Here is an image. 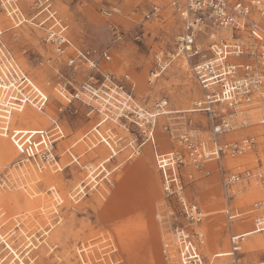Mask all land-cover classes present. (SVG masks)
Listing matches in <instances>:
<instances>
[{
    "label": "rangeland",
    "instance_id": "obj_1",
    "mask_svg": "<svg viewBox=\"0 0 264 264\" xmlns=\"http://www.w3.org/2000/svg\"><path fill=\"white\" fill-rule=\"evenodd\" d=\"M171 1L53 0L52 5L57 16L67 24L68 37L74 45L96 53L106 50L110 59L100 61L101 67L126 88L131 90L133 85V94L142 105L152 107L159 99L167 98L168 108L189 110L202 91L186 65L187 70H184L182 62L173 61L154 82L147 81L155 53L172 52L181 30V16L171 6ZM29 3L30 0L18 1L25 19L18 27L8 29L0 22L2 38L21 67L49 94L46 113H50L63 101L58 99L53 88L66 79L76 85L84 74L66 65L64 59L56 56L53 48L45 43L44 30L30 21L34 12ZM155 5L159 10L147 17ZM4 12L0 10V15ZM10 23L14 24L12 20ZM202 43L206 47L208 41L202 40ZM85 111L86 108L80 106L78 112L64 116L62 125L66 138L61 145H70L94 123L96 117H85ZM35 112L42 117L37 123H26L21 119L15 123L10 121L8 128L34 129L46 125L45 114ZM250 114L251 121L256 120V112ZM185 115L203 130L207 128L203 113L187 111ZM165 122L164 115L157 118L160 152L179 147L175 143L160 145L167 144L166 132L160 128ZM114 129L118 134L126 135L117 127ZM249 131L256 135L260 133L257 124L249 126ZM239 135L234 132L228 138L237 139ZM74 149L82 153L80 159L84 163L92 164L101 161L98 156L105 152L100 145L87 150L82 142ZM148 154L147 158L142 155L127 158L125 152H120L105 164L111 170L110 182L102 180L94 187L91 184L92 187L84 188L86 172L79 166L71 164L52 174L49 168L39 173L31 166L19 168L18 152L10 140L0 134V183H5L0 187L1 235L25 264H171L163 258L161 245L174 227L187 226L193 232L202 233L200 250L206 257H211L215 252L229 250L232 232L251 229L255 212L250 210L254 201L260 200L263 203L261 211H264V186L251 184L229 202L239 210L247 211L244 219H236L234 221L238 223L232 225L224 211L226 200L217 162L210 160L205 162L202 171L196 172L195 179L186 177L193 171L190 165L181 168L184 194L196 202L204 214L201 221L190 224L177 211L175 200L172 202L175 212L169 213L153 155ZM260 157V167L264 169V153H260ZM232 158L222 159L224 166L232 171L258 164L252 152ZM62 161L65 165L67 158L63 157ZM104 161L108 160L105 158ZM77 187L82 192L73 197ZM55 194L59 203L54 200ZM253 234L249 233L241 245L243 264L264 261V231ZM30 242L32 244L27 248ZM5 247L0 238V264H20L18 259L8 261L13 254ZM226 259L224 256L219 261Z\"/></svg>",
    "mask_w": 264,
    "mask_h": 264
},
{
    "label": "built area",
    "instance_id": "obj_2",
    "mask_svg": "<svg viewBox=\"0 0 264 264\" xmlns=\"http://www.w3.org/2000/svg\"><path fill=\"white\" fill-rule=\"evenodd\" d=\"M3 1L12 13L17 11L18 0H0V10L5 11ZM52 4L53 0H31L34 12L31 17L44 30L43 40L53 48L56 56L63 58L74 70L83 72L84 77L76 85L67 79L57 84V93L63 101L50 113H46L48 94L16 64L2 38L3 29H0V120L5 124L0 127V133L13 144L20 162H30L38 168L47 164L53 170L61 171V159L65 157L67 163L85 170L84 188L92 187L91 184L96 186L102 180L109 183L111 170L105 166L107 162L104 166L100 161L84 163L74 149V143L61 145L66 138L62 119L84 106L85 117L95 116L96 119L78 138L83 146L89 150L94 144L101 143L107 147L111 160L120 152H125L127 158L138 156L148 146L169 213L175 212L172 205L175 200L182 218L190 224L201 221L204 214L200 206L184 194L181 168L190 165L193 171L186 177L195 179L196 172L202 171L205 162L215 160L226 200V218L229 222L244 219L247 211H241L229 202L252 183L264 186V169L260 167V153H264V0L171 1V6L181 16V30L172 52L155 53L147 81L154 82L175 60L187 63L202 91L190 110L205 115V130L188 120L186 112L172 114L167 98L159 99L152 107L142 105L133 94V85L131 90L126 88L101 67L100 61L110 59L106 50L96 53L74 45L68 37L67 24L57 16ZM152 8L147 17L159 10L156 5ZM116 35L120 37L119 32ZM202 40L208 41L206 47ZM24 107L45 112L48 123L34 129L8 128L10 113ZM253 111L257 115L255 121H251ZM160 115L166 118L160 127L166 132V140L178 145V149L160 152L156 135ZM105 123L107 127L103 126ZM252 124L258 125V135L249 131ZM114 125L126 135L118 134L111 127ZM234 132H239V137L228 138ZM250 152L255 155L256 167L232 171L222 162L223 158ZM75 189L73 197L82 192L78 187ZM262 207L260 200L253 202L251 211L255 215L251 229L232 232L226 252H215L206 257L199 246L203 234L193 232L187 226H176L162 240L161 254L168 262L175 258L178 264H243L241 245L248 232L264 231ZM224 256L227 259L219 261Z\"/></svg>",
    "mask_w": 264,
    "mask_h": 264
},
{
    "label": "bare ground",
    "instance_id": "obj_3",
    "mask_svg": "<svg viewBox=\"0 0 264 264\" xmlns=\"http://www.w3.org/2000/svg\"><path fill=\"white\" fill-rule=\"evenodd\" d=\"M18 1H20V0H18ZM3 4L5 5L6 3H5V1H3ZM6 6V5H5ZM13 8V7H12ZM5 12L4 13H2V15H0V22L1 23H3L4 24V27L5 28H8V29H12V28H14V27H18L25 19H24V16H23V12L21 11V8L19 7V5L17 4L16 5V9H17V11H15L14 13H12L11 12V9H9V8H7V6L5 7ZM10 17L11 18H13L14 20H17V22H19V23H15V24H11L10 23ZM9 19V20H8ZM34 18L33 17H31L30 18V21H33V24L34 25H36L35 23H34V20H33ZM36 26H38V25H36ZM39 27V26H38ZM41 28V27H40ZM0 29H1V26H0ZM42 29V28H41ZM183 64L182 65H184L183 67H184V70L186 71L187 70V68H185V65L187 64V63H185V62H182ZM17 64V63H16ZM18 65V64H17ZM19 66V65H18ZM187 66V65H186ZM188 67V66H187ZM144 87V86H143ZM54 90H55V92H56V94L58 95V93H57V87L55 86V88H54ZM59 96V95H58ZM168 105H169V103H168ZM170 111H171V113L173 114V113H179V112H187V110H175V109H170V108H168ZM191 111V110H190ZM15 112H20V114L19 113H15ZM41 114H46L45 112L44 113H42V112H40ZM10 117L8 118V123H7V127H9L8 125H9V122L11 121L12 123H15V122H17V120H21V119H23L24 120V122H26V123H30V122H33V123H37V121H40V119L42 118L41 116H39L38 115V113L37 112H35L34 110H32L31 108H27V107H24L21 111H14V112H11L10 113V115H9ZM161 116V115H160ZM255 116H257V115H255ZM255 121V120H254ZM17 124V123H16ZM4 127L5 126V124H3V120H0V127ZM1 134V133H0ZM247 154V153H246ZM236 156H242V155H236ZM235 156V157H236ZM21 165H26V166H31L32 168H33V171L34 172H38V171H41L42 169H44L45 167H50V166H47V164H44V167H41L40 165H39V168H38V166H36L35 164H33V163H23V164H21V162L20 161H18L17 162V166L19 167V168H21L22 166ZM49 173H53L52 171H49ZM2 181V180H1ZM3 182V181H2ZM4 183H3V185L2 186H0V187H4ZM53 189V188H52ZM55 193V192H54ZM33 197V196H32ZM53 197H54V200L56 201V203H59L58 202V195L57 194H55V195H53ZM20 198H22V197H20ZM235 223H238V222H235ZM235 225V224H234ZM236 226H238L237 224H236ZM248 233H254L253 231H249ZM0 238L2 239V241L5 243V245H6V247L5 248H7V249H9V254H13V255H11L10 257H9V259H8V261H12V262H14L15 261V259H18L19 260V262H20V264H25V263H23V261H22V259L19 257V255L14 251V249L9 245V243L8 242H6L5 241V239H4V236H2L1 235V233H0ZM32 243L30 242L26 247L28 248L30 245H31ZM8 253V252H7Z\"/></svg>",
    "mask_w": 264,
    "mask_h": 264
},
{
    "label": "crops",
    "instance_id": "obj_4",
    "mask_svg": "<svg viewBox=\"0 0 264 264\" xmlns=\"http://www.w3.org/2000/svg\"><path fill=\"white\" fill-rule=\"evenodd\" d=\"M21 1V0H20ZM31 1V0H30ZM23 2V1H22ZM52 7H53V5H52ZM22 11V10H21ZM10 20H12L13 22H14V24L15 23H19V22H15L16 20H14L13 18H11L10 17ZM15 60V62L19 65V66H21L17 61H16V59H14ZM182 67H183V65H182ZM24 70V69H23ZM38 85V84H37ZM39 86V85H38ZM40 87V86H39ZM55 88V87H54ZM54 88H53V90H54ZM44 90V89H43ZM45 91V90H44ZM55 91V90H54ZM46 92V91H45ZM47 93V92H46ZM56 93V92H55ZM48 94V93H47ZM48 96H49V94H48ZM57 97H58V99L60 100L61 98L57 95ZM62 100V99H61ZM177 110H187V111H190V109L188 110V109H177ZM42 113H44V112H42ZM45 117H46V115H45ZM48 121V120H47ZM104 127H107L108 125L105 123L104 125H103ZM158 126V125H157ZM113 128L114 127H117V126H112ZM159 129V128H158ZM65 134H66V132H65ZM83 134V133H82ZM81 134V135H82ZM228 136V135H227ZM79 138V137H78ZM75 139L73 142H71V143H74V145H76V144H78L79 142H82L81 140H79V139ZM166 138V137H165ZM169 142L167 141V144H160V145H162V147H164V146H168L169 144H168ZM95 145H100V146H102V147H104L105 148V152H104V155H102V156H98V157H101V163H103V166H104V163H106V162H108V161H111V156L108 154V150H107V147L105 146V145H103V144H101V143H97V144H94L93 146L95 147ZM75 147V146H74ZM85 147V146H84ZM146 147V146H145ZM145 147H144V149H143V151H142V153H140L138 156H140V155H142V156H144V158H147L148 156H149V152H151L150 151V148L148 147V151H145ZM86 148V147H85ZM91 148V147H90ZM89 148V149H90ZM87 149V148H86ZM88 150V149H87ZM78 153V152H77ZM79 154V156H80V158H81V156H82V153H78ZM249 153H247V154H244V155H248ZM244 155H242V156H244ZM242 156H236V157H234V158H240V157H242ZM63 158V157H62ZM105 158L108 160V161H104L105 160ZM231 159H233V158H231ZM61 161H62V159H61ZM235 161V160H234ZM68 165H71L70 163H65V165L63 164V161H62V165H60V168L63 170L66 166H68ZM62 166H63V168H62ZM45 168H49L51 171H53V173H55V172H60L59 170L58 171H55V170H53L52 169V167H45ZM61 170V171H62ZM42 171V170H41ZM41 171H38V173L39 172H41ZM37 172V171H36ZM111 173V172H110ZM109 173V174H110ZM252 185H254V183H252ZM93 186V185H92ZM94 187V186H93ZM53 188V187H52ZM244 191V190H243ZM242 191V192H243ZM56 192V191H55ZM242 192H239L240 194L242 193ZM244 193V192H243ZM237 195H239V194H237ZM251 210H252V208H251ZM250 210V212H252ZM235 222H237V221H234L233 223H232V225H234V223ZM245 229H247V228H245ZM257 233H259V232H254V234H257ZM253 234V235H254ZM248 236H250V235H248ZM244 242V241H243ZM226 252V251H225ZM174 262H176V259L175 258H173L172 260H171V262H168V263H174Z\"/></svg>",
    "mask_w": 264,
    "mask_h": 264
}]
</instances>
